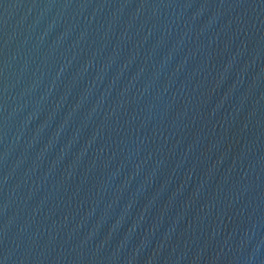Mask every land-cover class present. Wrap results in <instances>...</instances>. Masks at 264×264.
Masks as SVG:
<instances>
[{"label": "water", "instance_id": "1", "mask_svg": "<svg viewBox=\"0 0 264 264\" xmlns=\"http://www.w3.org/2000/svg\"><path fill=\"white\" fill-rule=\"evenodd\" d=\"M0 264H264V0H0Z\"/></svg>", "mask_w": 264, "mask_h": 264}]
</instances>
